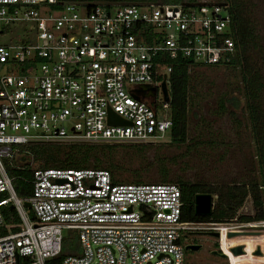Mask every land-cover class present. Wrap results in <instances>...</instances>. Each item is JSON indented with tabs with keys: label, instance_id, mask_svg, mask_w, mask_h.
I'll list each match as a JSON object with an SVG mask.
<instances>
[{
	"label": "built area",
	"instance_id": "1",
	"mask_svg": "<svg viewBox=\"0 0 264 264\" xmlns=\"http://www.w3.org/2000/svg\"><path fill=\"white\" fill-rule=\"evenodd\" d=\"M56 3L0 0V40L17 36L0 42V226L8 204L20 219L17 232L0 238V264H45L61 253L68 231L77 233L80 252L61 264H187L184 239L192 232L217 233L214 251L227 264H264V219L184 222L176 184H114L104 170L39 169L31 195H16L4 169L14 147L163 143L172 125L160 90L164 76L169 88L165 58L205 68L234 54L227 4L54 10ZM141 86L155 88L153 95ZM108 111L124 124H109ZM239 246L244 253L234 256Z\"/></svg>",
	"mask_w": 264,
	"mask_h": 264
},
{
	"label": "trees",
	"instance_id": "2",
	"mask_svg": "<svg viewBox=\"0 0 264 264\" xmlns=\"http://www.w3.org/2000/svg\"><path fill=\"white\" fill-rule=\"evenodd\" d=\"M54 10L61 9L69 3L74 4H101V5H145L149 3L178 4L184 0H56ZM194 1V0H188ZM216 4H227L232 20L229 36L234 42V54L226 64L212 67H198L190 60L177 56L173 59L165 58L166 65L171 67L169 74L170 101L167 117L172 125L168 133V145L184 149L178 161L186 166L187 156L196 154L204 157L201 147L213 151L214 141L189 138V121L191 107L194 105L192 95L199 85L202 73L197 69L225 68L236 71L239 69L242 83V94L245 101L243 113L244 122L237 120L236 110L239 102L234 96H225L218 102L216 115L229 113L239 134L242 128L248 132L253 143V164L246 179L232 182L226 186L207 188V184L200 180H187L180 175H172L169 163L175 164L176 158H160L157 162H148L138 168H133L135 180L123 182L119 177L123 173V166L117 160L120 151L142 152L151 149L155 144L146 145H32L16 146L11 158L4 160L6 175L11 180L13 189L19 198H27L32 193L33 172L35 170H104L110 174L114 184H145L139 178L155 164L158 167L156 184L172 183L179 186L181 191L182 215L184 222H226L235 217L242 222L264 219V109L262 96L264 95V47L260 44L258 33L255 32L252 21L251 0H209ZM264 3V0H261ZM157 60V59H156ZM231 106L235 111L230 110ZM194 115V114H193ZM200 124L199 126H202ZM162 145V144H161ZM134 159L128 154L127 159ZM185 159V160H184ZM216 194L217 202L213 205L209 217H197L193 211L195 194ZM252 201L253 217L244 215L241 211L245 201ZM3 224L0 226V238L18 231L20 219L14 207L10 204L1 208ZM75 231H68L62 242L61 253L45 262V264H61L69 255H78L80 252L78 238ZM21 260L20 264H26Z\"/></svg>",
	"mask_w": 264,
	"mask_h": 264
},
{
	"label": "rangeland",
	"instance_id": "3",
	"mask_svg": "<svg viewBox=\"0 0 264 264\" xmlns=\"http://www.w3.org/2000/svg\"><path fill=\"white\" fill-rule=\"evenodd\" d=\"M252 21L255 32L258 33L260 44L264 47V3L261 0H251ZM17 36L8 35L0 40L5 43L7 41H16ZM202 73L199 85L194 89L192 95L193 106L191 107L189 121V138L214 141L213 151L206 147H201L204 157L191 154L187 156L186 166L182 165L178 160L184 149H178L169 146L167 135L163 138V143L155 144L151 149L142 152L132 153L128 151H120L117 160L123 166V173L119 177L120 181L130 182L135 180L132 175L133 168H138L148 162H157L158 159L176 158L175 164L169 163V170L172 175H180L187 180H200L207 184V188H216L226 186L232 182L246 179L250 166L253 164V143L248 132L242 128L239 134L236 129V122L233 121L229 113L216 115L218 102L221 98L234 96L239 102V109L234 110L229 106L230 110L236 112L237 120L244 122L245 113L243 108L245 101L242 94V83L239 69L236 71L226 70L225 68L197 69ZM161 99L160 95L158 96ZM262 107L264 109V95L262 96ZM194 114V115H193ZM203 124L202 126H199ZM162 144V145H161ZM134 156V159L126 158V155ZM185 160V159H184ZM158 167L154 164L152 168L144 171L138 179L142 182H155L158 180ZM126 184V183H125ZM216 195V194H213ZM217 196V195H216ZM218 199V196H217ZM217 202V200H216ZM250 204L246 200L243 205L242 213L250 214ZM188 239H184L187 243ZM204 245V249L194 255L195 262L186 257L187 264H227V260L214 258L208 254V251L218 250V243L214 238H199ZM250 244V243H249ZM186 256V255H185Z\"/></svg>",
	"mask_w": 264,
	"mask_h": 264
},
{
	"label": "water",
	"instance_id": "4",
	"mask_svg": "<svg viewBox=\"0 0 264 264\" xmlns=\"http://www.w3.org/2000/svg\"><path fill=\"white\" fill-rule=\"evenodd\" d=\"M160 90H161V94H162V100L164 102H169L170 101V92H169V88L167 86V82H166V77H163V80L160 84ZM139 91L141 93H145L146 91L150 93V95L152 96L155 88L150 87V86H141ZM108 123L109 124H114V125H123L124 121H122V119H120L116 114H114L111 111H108ZM217 200V196L213 195V194H206V193H198L195 194L194 199H193V211H194V215L197 217H209L212 213L213 210V205ZM24 207L26 209H30V204L29 203H24ZM209 237H214L217 238L218 234L217 233H206L203 234ZM235 233H230L229 237L234 236ZM201 246L197 245V246H192V245H185L184 249L185 251H198L200 249ZM231 253L234 256H238L243 254V248L241 246L239 247H235L231 249ZM213 256H216L218 258L221 259H226V255L225 254H219L217 251H212L211 253ZM254 255H258L260 256V250L257 249L254 252ZM18 264H19V259H18Z\"/></svg>",
	"mask_w": 264,
	"mask_h": 264
},
{
	"label": "flooded vegetation",
	"instance_id": "5",
	"mask_svg": "<svg viewBox=\"0 0 264 264\" xmlns=\"http://www.w3.org/2000/svg\"><path fill=\"white\" fill-rule=\"evenodd\" d=\"M247 201L249 202V204H250V206L252 207V201L249 199V198H247ZM246 202V201H245ZM251 211V213L250 214H244V215H247V216H250L252 213H253V208H252V210H250ZM203 237H206V238H210V237H208V236H206V235H203L202 233H199V232H196V233H188L187 234V236L185 237V238H187L188 239V241H187V243H186V245H192V246H197V245H199V246H201L200 247V249L198 250V251H194V252H191V251H185V255H186V257L188 258V260L190 259L192 262H195L196 260L194 259V255L195 254H197V253H199L201 250H203L204 249V245L199 241V238H203ZM247 244L249 245V242H247ZM212 251H214V250H212ZM212 251H208V254L210 255V256H212V257H214L211 253H212ZM214 258H216V256L214 257ZM218 258V257H217ZM195 260V261H194ZM232 260L234 261V260H237L236 258H234L233 259V257H232ZM257 260V259H256ZM244 261V260H243ZM251 262H253V260H247L246 261V264H250Z\"/></svg>",
	"mask_w": 264,
	"mask_h": 264
},
{
	"label": "bare ground",
	"instance_id": "6",
	"mask_svg": "<svg viewBox=\"0 0 264 264\" xmlns=\"http://www.w3.org/2000/svg\"><path fill=\"white\" fill-rule=\"evenodd\" d=\"M261 245H262V243H260ZM259 260H262V263H264V258H262V259H259Z\"/></svg>",
	"mask_w": 264,
	"mask_h": 264
}]
</instances>
